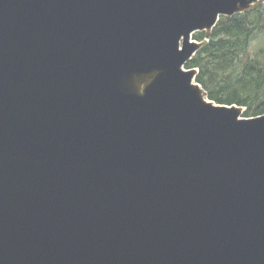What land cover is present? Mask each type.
I'll use <instances>...</instances> for the list:
<instances>
[{
  "label": "water",
  "instance_id": "95a60500",
  "mask_svg": "<svg viewBox=\"0 0 264 264\" xmlns=\"http://www.w3.org/2000/svg\"><path fill=\"white\" fill-rule=\"evenodd\" d=\"M254 1L0 0V264H264V114L184 67Z\"/></svg>",
  "mask_w": 264,
  "mask_h": 264
},
{
  "label": "trees",
  "instance_id": "16d2710c",
  "mask_svg": "<svg viewBox=\"0 0 264 264\" xmlns=\"http://www.w3.org/2000/svg\"><path fill=\"white\" fill-rule=\"evenodd\" d=\"M193 38L202 45L185 67L197 68L195 81L207 97L245 107V117L264 114V0L220 16L211 30Z\"/></svg>",
  "mask_w": 264,
  "mask_h": 264
},
{
  "label": "rangeland",
  "instance_id": "374dc122",
  "mask_svg": "<svg viewBox=\"0 0 264 264\" xmlns=\"http://www.w3.org/2000/svg\"><path fill=\"white\" fill-rule=\"evenodd\" d=\"M194 34H195V33H193V35H192V36H194ZM192 38H193V37H192ZM193 40H195V38H193Z\"/></svg>",
  "mask_w": 264,
  "mask_h": 264
}]
</instances>
